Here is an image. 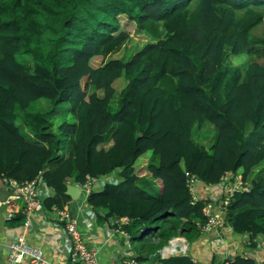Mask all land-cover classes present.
Masks as SVG:
<instances>
[{"label": "trees", "instance_id": "trees-1", "mask_svg": "<svg viewBox=\"0 0 264 264\" xmlns=\"http://www.w3.org/2000/svg\"><path fill=\"white\" fill-rule=\"evenodd\" d=\"M121 16L150 41L94 68L93 58L130 42ZM263 23L264 0H0V175L42 176L54 190L49 211L71 201L68 183L117 172L88 204L101 222L120 221L149 264L172 239L201 237L206 201L193 199L188 175L217 185L244 171L251 188L231 199L228 223L263 236L264 35L255 33ZM244 54L245 68L230 63ZM205 124L209 146L196 139ZM143 157L146 175L137 171ZM23 219L17 212L7 224ZM155 263L202 264L182 254Z\"/></svg>", "mask_w": 264, "mask_h": 264}, {"label": "built area", "instance_id": "built-area-1", "mask_svg": "<svg viewBox=\"0 0 264 264\" xmlns=\"http://www.w3.org/2000/svg\"><path fill=\"white\" fill-rule=\"evenodd\" d=\"M114 174L113 172L100 178L87 177V181L83 185L85 200L78 206L79 209L88 207L86 209L87 218L83 221L87 228L93 227L98 218L94 209L87 205V196L94 188H103L108 183L116 182L115 178L112 179ZM189 181L193 184L195 179L190 177ZM0 188L8 189L11 192L5 202L0 201V206L7 208L8 218H12L17 212L24 216L23 224L19 226V230H14L16 235L6 246L7 264H103L99 251L90 247L84 238L82 220L73 213L70 205L67 204L63 208H53L49 211L44 209V200L54 192L51 187L46 186L42 176L32 180L19 181L0 175ZM250 188V183L245 181L241 173H228L220 186L221 198L210 202L204 210L205 224L201 227V233L203 235L217 234L221 242H223L222 236L225 235L228 240L234 233L227 219L230 201L237 192H249ZM112 220L113 225L110 228L117 227L129 250L125 257L120 259L119 264H142L136 259L130 235L126 230L119 228L121 223L118 220L115 218ZM123 222H127V219ZM36 229H39V232L35 233ZM37 238L43 239L46 244L51 246L50 249L47 246L38 245ZM258 239V237L254 238L253 243H256ZM224 241L226 242L225 238ZM174 247L175 249L167 255L166 249ZM189 252V242L184 238H174L168 246L160 250L163 258L180 254L188 255ZM193 261L200 263L194 258ZM234 263L235 258L225 261V264ZM253 264H264V258L256 260Z\"/></svg>", "mask_w": 264, "mask_h": 264}, {"label": "crops", "instance_id": "crops-1", "mask_svg": "<svg viewBox=\"0 0 264 264\" xmlns=\"http://www.w3.org/2000/svg\"><path fill=\"white\" fill-rule=\"evenodd\" d=\"M207 193L208 191L205 192L203 190V186H199L198 188L199 196L205 197L207 196ZM83 200H85V198H78L76 200H73L71 198V201L68 202L67 204L70 205V207L73 210V213L77 215L80 220H82V231L84 238L86 239L90 247L99 251L100 259L103 264L108 262L111 263L114 262L116 264L117 261L119 264L120 259H123L125 257V254L129 251L127 248L126 241L119 233L117 227L110 228V226L113 225L112 219H108L101 222L100 221L101 218L99 219L98 217L94 223V226L87 228L86 224L83 221H85V219L87 218L86 209L88 207L85 206L82 207L81 209L78 208L79 204ZM86 203L90 207L87 200ZM8 220H10V218H8L7 208L5 206H0V264L8 263L6 246L16 235L14 233V230L15 229L19 230L20 228L19 227L20 225L16 227L8 226L7 224ZM23 222L21 223V225L23 224ZM37 232H39V229L35 230V233ZM234 233L231 234L228 240L225 235L222 236L223 242H221L220 239L216 240L217 234L203 235L201 233V237L197 241L191 244L189 243L190 252L188 255L192 259L194 258L202 264H225L226 260L236 257H241L244 260L253 259L254 262L258 259L264 258L263 236L258 237L259 238L258 241L256 243H253L254 238H251L248 234L242 235V234H238V233L234 234ZM246 237H250L248 239V246L253 245V247H251L250 250L248 251L244 249L245 247V244H243L244 239L243 240L239 239ZM224 238L226 242L224 241ZM36 243L41 246H47L49 249L51 247L50 245L46 244L43 239L40 238H37ZM168 250H170V248H168L167 251Z\"/></svg>", "mask_w": 264, "mask_h": 264}, {"label": "rangeland", "instance_id": "rangeland-1", "mask_svg": "<svg viewBox=\"0 0 264 264\" xmlns=\"http://www.w3.org/2000/svg\"><path fill=\"white\" fill-rule=\"evenodd\" d=\"M120 21H121V25H122L123 30H126V31L131 33L132 38H131L130 42L123 48V50H121L118 53L113 54L109 58H103L102 56L93 58L92 66L94 68L101 67L110 58H123L124 56L135 55L141 48H143L150 41V38L147 35H140V34L136 33L137 29H136L135 22L131 21L126 16H121ZM255 33H257L258 35H264V23L259 28H257L255 30ZM248 61H249V55H247V54H244L240 57H231L230 58V63L232 65L239 66L242 68H245L248 65ZM127 83H128V81L124 76L122 78L118 79L114 84L117 93H119L123 88H125ZM79 88H80V95L81 96H88V94H89L88 92L91 91V89H88V82L85 79L83 80V82ZM20 123L21 122H19L18 124H20ZM213 133H214V130H213L212 126L209 124H205L203 127L199 128L196 131V134H197L196 139L199 142L205 144L206 146L207 145L209 146L210 139L213 136ZM109 146L110 145H107V147H109ZM146 159H147L146 157H143L142 160L139 162V165L137 167V171L143 172L145 175L147 173L144 171V168H142V165L146 164V162H147ZM240 172L245 175L244 171H240ZM114 178L115 179L117 178V181H118L119 175L117 174V172L112 177V179H114ZM123 223H127V222H123ZM120 226H119V228L121 229ZM242 235H247V234H242ZM249 238L250 237L239 238L242 240L244 239L243 244H245L244 249H246V251L250 250V248L253 247V245L248 246V239ZM219 239H220V237H216V240H219ZM156 254H160V251ZM160 257H161V254H160Z\"/></svg>", "mask_w": 264, "mask_h": 264}, {"label": "bare ground", "instance_id": "bare-ground-1", "mask_svg": "<svg viewBox=\"0 0 264 264\" xmlns=\"http://www.w3.org/2000/svg\"><path fill=\"white\" fill-rule=\"evenodd\" d=\"M231 173V172H230ZM228 174V173H227ZM226 174V175H227ZM226 175L222 178V180H221V182H219V184H217V185H207V184H205L204 182H202V181H200L199 180V178L196 176V175H188L187 176V181H186V183H187V186L189 187V189H190V191H191V193H192V195H193V199L195 200V201H197V200H202V199H204L205 201H206V204H205V207L203 208V213H204V210L206 209V207L208 206V204L210 203V202H213L215 199H218V198H221V195H222V193L220 192V186H221V184L224 182V180H225V177H226ZM104 177V176H103ZM190 177H193L194 179H195V182L192 184V183H190V181H189V179H190ZM86 183V182H85ZM85 183H83V184H76L75 186H78L80 189H81V193H80V196H79V198H84V193H83V185L85 184ZM74 185V184H73ZM199 186H203V190L205 191V192H207L208 191V193H207V196H205V197H201V196H199V194H198V188H199ZM98 188H94L93 190H92V192L87 196V201H88V197L93 193V191H95V190H97ZM95 212H96V214H97V216L99 217V213H98V211L97 210H94ZM101 214H103V215H105L104 213H101ZM111 219H113V218H111ZM120 222V221H119ZM177 238H182V237H177ZM168 249V248H167ZM167 249H166V254L168 255V254H170L174 249H175V247L174 248H172V249H170V250H168L167 251ZM168 252V253H167ZM163 258V257H162ZM166 258H169V257H166Z\"/></svg>", "mask_w": 264, "mask_h": 264}, {"label": "water", "instance_id": "water-1", "mask_svg": "<svg viewBox=\"0 0 264 264\" xmlns=\"http://www.w3.org/2000/svg\"><path fill=\"white\" fill-rule=\"evenodd\" d=\"M10 190L5 189V188H0V201L5 202L8 198V195L10 194ZM67 195L70 196L73 200H76L79 198L81 189L78 186H75L71 183L67 184ZM160 257V254L153 255L151 257V264L154 263V261Z\"/></svg>", "mask_w": 264, "mask_h": 264}, {"label": "clouds", "instance_id": "clouds-1", "mask_svg": "<svg viewBox=\"0 0 264 264\" xmlns=\"http://www.w3.org/2000/svg\"><path fill=\"white\" fill-rule=\"evenodd\" d=\"M182 238H184V237H182ZM185 239V238H184ZM189 256V255H188Z\"/></svg>", "mask_w": 264, "mask_h": 264}]
</instances>
